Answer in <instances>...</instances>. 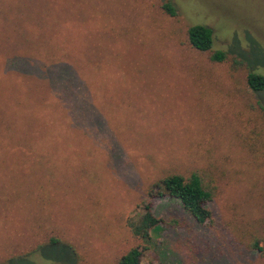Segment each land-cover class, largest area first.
<instances>
[{
	"label": "rangeland",
	"instance_id": "obj_1",
	"mask_svg": "<svg viewBox=\"0 0 264 264\" xmlns=\"http://www.w3.org/2000/svg\"><path fill=\"white\" fill-rule=\"evenodd\" d=\"M193 25L224 62L187 44ZM247 72L264 76V0H0V264H115L146 244L128 228L143 200L163 223L141 264H264V90ZM193 171L217 189L201 228L145 197ZM49 238L73 255L38 249Z\"/></svg>",
	"mask_w": 264,
	"mask_h": 264
},
{
	"label": "trees",
	"instance_id": "obj_2",
	"mask_svg": "<svg viewBox=\"0 0 264 264\" xmlns=\"http://www.w3.org/2000/svg\"><path fill=\"white\" fill-rule=\"evenodd\" d=\"M162 9L170 17L175 15L174 9L169 2L164 3ZM186 40L187 44L193 50L207 54V59L211 63H222L227 59L228 54L226 52L222 50H212V31L206 26L193 25L188 27L186 30ZM21 58L22 57L14 56L13 58L6 59L5 62L12 68L18 66V68H29L30 71L35 72H38L37 69L40 70L37 64L32 63L33 66H31L26 59L23 58V60ZM242 62V60L233 59L232 66L239 67ZM31 67L33 68L32 70ZM38 74L40 73L38 72ZM73 79L74 75L68 72L67 67L64 66L63 70L54 74L50 83L59 82L60 87L62 86L65 88L66 84L70 83ZM245 88L250 94L262 92L264 90V76L247 72L245 77ZM260 111L262 115H264L263 108H260ZM261 127L263 128L264 126L261 125ZM252 135L253 137L264 136V130L260 129L255 131ZM251 145H253V143ZM261 156L264 157V153H262ZM216 194L217 189L210 179V172L193 171L186 177L175 173L166 175L146 189L145 197L148 200L164 197L174 200L191 222L197 228H201L210 224L211 213L207 209V204L213 200ZM162 223V220L156 219L153 216L150 203L143 200L136 206L133 216L128 220V228L133 237L143 243L149 244L152 241L151 235L160 231L159 224ZM260 242L261 240L259 238L253 237L245 246L244 253H259L261 251V247L259 246ZM146 244L141 248L137 246L132 247L126 253L122 254L116 260L115 264H141V254L148 249V245ZM57 245L62 246L69 255H73L69 246L60 243V241L55 238H49L47 243L40 246L38 249L41 250L44 247H54ZM154 248H157V246L154 245ZM19 258L22 259L25 258V256L10 258L7 261ZM196 261H198V259L194 254L192 262L194 263ZM3 264H6V262Z\"/></svg>",
	"mask_w": 264,
	"mask_h": 264
}]
</instances>
